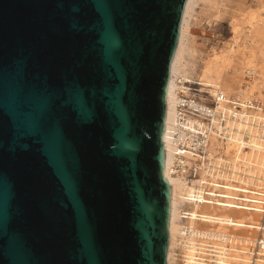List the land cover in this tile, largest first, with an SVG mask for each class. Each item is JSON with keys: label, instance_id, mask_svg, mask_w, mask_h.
I'll use <instances>...</instances> for the list:
<instances>
[{"label": "water", "instance_id": "water-1", "mask_svg": "<svg viewBox=\"0 0 264 264\" xmlns=\"http://www.w3.org/2000/svg\"><path fill=\"white\" fill-rule=\"evenodd\" d=\"M187 2L0 0V264H168Z\"/></svg>", "mask_w": 264, "mask_h": 264}, {"label": "bare ground", "instance_id": "bare-ground-1", "mask_svg": "<svg viewBox=\"0 0 264 264\" xmlns=\"http://www.w3.org/2000/svg\"><path fill=\"white\" fill-rule=\"evenodd\" d=\"M194 2L195 0H188L187 2L181 29L180 42L173 60L168 94V116L164 136L167 154L166 174L172 184V216L170 225L171 241L169 246L168 264H172L173 262V250L176 243L178 241L183 243V232L185 229H190L192 231L184 244L186 250L184 256L188 254L186 256L188 258L184 257V261H187H185V264L209 263L206 261L205 257H198L199 254L197 255V251L199 250L198 245L200 244H197L198 242L196 241L194 235L195 232H193V227L198 222L197 220L211 221L214 224L219 225L221 228L217 230V233L221 232L225 235L221 237L223 242H226L229 238L235 236L229 231V228L231 227L243 228L252 231L264 230V214L260 213V211L263 212V210L258 204L251 205L250 203H239L235 200V198L239 197V194L232 189L220 192L227 198H219L216 196L206 197L201 193V191H199L200 194H197V188L195 185L190 184L182 174L175 173L176 170L174 169V163L177 157L175 130L178 125L179 90H183L185 87V80H194V75L197 74L198 79L203 84L209 86L214 92L218 88H221L228 94V96L233 94L243 98H253L252 96L256 91L255 85H251L249 82L247 84L244 83L237 85L236 83H233V80H231L232 78L229 76L225 77V73L229 70H235L240 74L246 72L254 75L255 80H257L259 75L262 74L261 68L257 66L259 63L257 62L259 49L257 45L258 40L257 38H254L255 35L249 40L250 44L245 47H241L234 42L230 50L223 51L222 54L213 53L210 58L204 59L202 71L198 72V66L195 62L198 55L196 54L194 48H192V46H190L187 42V32L190 25L189 16L193 9ZM255 82L256 81H254V83ZM218 146L223 148L224 152L228 153L233 159V162L237 165L240 161H243L250 163L253 168H264V142L259 144L257 148L252 147V149L247 151L245 146L241 144L228 142L224 145L220 141H214L212 143L211 150L215 151ZM227 185L228 188H232L231 184L227 183ZM263 192V190L259 189L252 190V194H246L245 196L250 200H259V196L257 194ZM195 197L196 200H194ZM188 202H192V209L185 212L183 206ZM183 217L189 218L190 227L183 224ZM221 229L224 232H222ZM230 248L234 249L233 245L231 247L222 245V247L214 248L213 252L215 253V257H212V260L215 261V263L213 264H229L230 261L227 259V256L229 255L228 250L232 251ZM235 251L232 253H235ZM249 251L250 249L246 250L245 253H249ZM240 257V255L235 254L234 259ZM250 259L251 257L249 260ZM230 264L242 263L234 261V263L231 262Z\"/></svg>", "mask_w": 264, "mask_h": 264}, {"label": "built area", "instance_id": "built-area-1", "mask_svg": "<svg viewBox=\"0 0 264 264\" xmlns=\"http://www.w3.org/2000/svg\"><path fill=\"white\" fill-rule=\"evenodd\" d=\"M184 86L183 90H179L175 173L182 174L190 184L200 188L201 193L208 197L227 198L220 192L227 189V183L231 184V189L240 193L235 198L236 201L242 204H258L264 212V192L256 193L259 200H250L245 196L252 193L253 189L264 191V168H253L250 163L243 161L237 165L228 153L211 150L214 141H220L224 145L228 142L241 144L247 150L257 148L263 143L264 101L228 96L221 88L214 92L199 79L185 80ZM218 148L222 149L220 146ZM201 237L217 239L204 233ZM218 240L222 241L220 238ZM211 241L210 239L209 242ZM227 242L232 243L233 238H229ZM212 247L209 248L210 254L214 255L211 253L214 249ZM263 252L264 240L260 238L248 253L251 257L249 264H258L259 256Z\"/></svg>", "mask_w": 264, "mask_h": 264}, {"label": "rangeland", "instance_id": "rangeland-1", "mask_svg": "<svg viewBox=\"0 0 264 264\" xmlns=\"http://www.w3.org/2000/svg\"><path fill=\"white\" fill-rule=\"evenodd\" d=\"M189 24L187 42L190 46H192V48H194L196 54L198 55L195 59V62L198 66V72L202 71L204 59L210 58L213 53L222 54L223 51L230 50L234 42H236V44L240 45L241 47H245L250 44L249 40L255 35L254 38H257L258 40L257 45L259 49V56L257 59V62L259 63L257 66L261 68L262 74L259 75L257 80H255L254 75H251L250 73L245 72L240 74L235 70H229L227 73H225V77L229 76L232 78L231 80H233V83H236L237 85L244 83L247 84L248 82L251 85H255L256 93L254 92L252 97H256L257 99L259 98L260 100L264 101V0H195L193 9L189 16ZM254 81L256 82L254 83ZM216 150L224 151L223 148H217ZM252 173L254 174L255 171ZM196 188L197 194H200V188L198 189L197 186ZM227 189L231 188L227 187ZM238 194L237 195L240 196V193ZM191 206L192 202L185 203L183 206L184 211H190L192 209ZM260 213L264 214V212L261 211ZM197 221L198 222L193 227V232H195L194 235L196 241L198 242L197 244H200L198 245L199 250L197 251V255L199 253H203V255H198V257H205L206 261L209 262L208 264L215 263V261L212 260V257L214 258L215 255L210 254L209 248L212 246H214L212 248H218L222 247V245L227 247H231L233 245L234 247V249L230 248L232 251H230L229 255L227 256V259L230 261V263L237 261L242 264H249L250 257L248 253H245V251L253 249L256 245L257 239L264 237V230L252 231L243 228L231 227L229 228V231L235 236L231 237L233 238L232 243H226L218 240V238L225 236L221 232L217 233V230L221 228L219 225H216L211 221ZM183 224L190 227L189 218L183 217ZM191 232V230H185L183 232V243L181 241L176 243L173 250L174 258L172 264H185L187 262L186 260V262L184 261V257L188 255L187 254L184 256L186 252L184 244L189 238ZM222 232L224 231L222 230ZM202 233L208 236H214L217 239L214 240L215 238H209V240H212L209 242L208 239H203L201 237ZM211 243L213 245L210 246L209 244ZM234 251L235 253H232ZM211 253L215 254L214 252ZM235 254H238L241 257L234 259ZM257 262L258 264H264V253L263 255L259 256Z\"/></svg>", "mask_w": 264, "mask_h": 264}, {"label": "crops", "instance_id": "crops-1", "mask_svg": "<svg viewBox=\"0 0 264 264\" xmlns=\"http://www.w3.org/2000/svg\"><path fill=\"white\" fill-rule=\"evenodd\" d=\"M195 73H196V72H195ZM194 78H195V79H196V78H198V75H197V74H195V75H194Z\"/></svg>", "mask_w": 264, "mask_h": 264}]
</instances>
